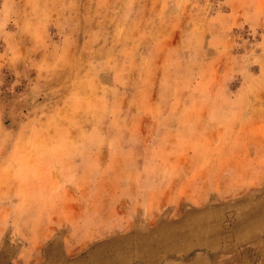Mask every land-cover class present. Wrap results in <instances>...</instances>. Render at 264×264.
Segmentation results:
<instances>
[{
	"label": "rangeland",
	"instance_id": "rangeland-1",
	"mask_svg": "<svg viewBox=\"0 0 264 264\" xmlns=\"http://www.w3.org/2000/svg\"><path fill=\"white\" fill-rule=\"evenodd\" d=\"M262 122L264 0H0L1 151L70 189L56 256L264 264Z\"/></svg>",
	"mask_w": 264,
	"mask_h": 264
},
{
	"label": "crops",
	"instance_id": "crops-1",
	"mask_svg": "<svg viewBox=\"0 0 264 264\" xmlns=\"http://www.w3.org/2000/svg\"><path fill=\"white\" fill-rule=\"evenodd\" d=\"M259 127H264V122ZM259 145L264 146V137ZM2 148L6 150V144H0V165L11 160L19 164L6 170L0 167V264H76L74 259L55 254L58 242L67 241L69 236L51 231V225L59 221L58 210L62 214L69 206L65 199L70 189L57 188L55 171L44 168V164L43 169L23 168L24 159L2 152ZM256 155L264 161L263 148ZM258 170L256 176L263 177L264 168ZM27 194H34L33 199H26ZM37 225L41 229L34 227Z\"/></svg>",
	"mask_w": 264,
	"mask_h": 264
}]
</instances>
